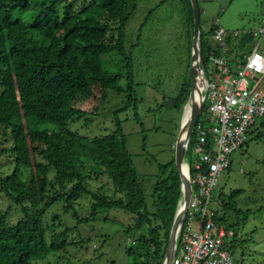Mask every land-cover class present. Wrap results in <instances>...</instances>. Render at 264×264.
Listing matches in <instances>:
<instances>
[{
  "label": "trees",
  "instance_id": "obj_1",
  "mask_svg": "<svg viewBox=\"0 0 264 264\" xmlns=\"http://www.w3.org/2000/svg\"><path fill=\"white\" fill-rule=\"evenodd\" d=\"M185 1L191 5L187 16L192 31L187 36L192 47L193 7L190 0ZM75 2L0 0V136H5L6 143L12 142L0 152L11 153L8 156L15 163L10 173H0V192L22 211L21 218L10 223V213L0 209V264H32L66 249L71 244L67 238L71 227L56 231L55 223L44 225V216L59 199L66 201L67 208L73 206L89 191L90 181L102 176L111 180L114 193L92 192V217L100 208L120 207L134 218L125 233H137V250L127 249L135 255L131 264H164L183 199L175 157L159 166L151 209L120 121L113 132L94 138L68 127L86 115L76 102L92 96L94 88L100 87L103 97L109 88L121 90L117 84L121 75L107 70L102 56L112 52L127 55L124 30L131 16L129 8L132 4L134 10L136 1L86 0L78 8ZM216 29L214 26L207 32L201 28L200 32L206 73L210 55L222 54L210 39ZM241 57L234 53L230 61L243 63ZM127 67L131 69L127 79L132 88L133 65L127 62ZM189 87L190 83L184 85L175 99L174 105L182 113L189 101ZM206 108L205 103L203 111ZM48 122L58 128L40 127ZM196 140L194 129L186 155L192 153ZM190 161L193 172V158ZM241 192L235 190L231 196ZM223 208L230 207L223 203ZM216 219L235 230L237 222L227 223L225 212L217 211ZM50 228L53 231L48 234Z\"/></svg>",
  "mask_w": 264,
  "mask_h": 264
},
{
  "label": "rangeland",
  "instance_id": "obj_2",
  "mask_svg": "<svg viewBox=\"0 0 264 264\" xmlns=\"http://www.w3.org/2000/svg\"><path fill=\"white\" fill-rule=\"evenodd\" d=\"M74 1L75 8H78L86 0ZM135 1L134 10L132 4L129 8L131 16L124 30L126 54L130 57L126 60L127 55L115 52L102 56L104 67L121 75L117 83L121 90L109 88L103 97L101 88H94L92 96L76 102V106L87 111L86 115L68 127L94 138L113 132L120 121L127 150L132 155L147 205L152 209L154 185L160 176L159 166L175 157V144L183 131L185 114L174 103L181 88L189 83L191 86L192 47L187 36L192 31L187 16L191 5L185 0ZM198 4L204 31L209 32L216 25L228 31L224 37L225 47L214 36L210 39L229 59L234 53L239 57L242 55L243 60L247 59L257 44L264 54V36H254V32L264 27V0H198ZM15 16L19 17L20 13L15 12ZM236 31L238 36L233 35ZM127 62L133 65L132 88H129L127 79L131 70ZM211 69L209 60V77ZM214 77L217 79L216 74ZM40 127L57 129L58 125L48 122ZM257 133L260 135L256 136ZM3 137L0 136V141H4L0 143V150L12 144L11 141L6 143ZM10 154L0 152L1 174H8L15 167L12 157L8 156ZM192 158L194 161L193 152H188L186 162H191ZM24 172L29 174V171ZM53 174L51 172L50 177ZM88 189L69 208L64 199L48 208L44 225L55 223L56 231L71 227L67 235L71 244L32 264L133 262L135 255L128 253L127 249L137 250L134 243L137 233L127 235L125 230L134 223V218L120 207L100 208L92 217V192L113 195V183L107 176H102L91 180ZM235 190L242 192L232 197ZM223 203L230 208L224 209ZM211 208L216 213L225 212L227 223L237 222L234 225L236 237L230 245L235 264H264V117L258 119L249 141L231 155L230 167L221 172L212 194ZM0 209L10 213V223H16L22 216L21 207L1 192ZM52 231L50 228L48 234Z\"/></svg>",
  "mask_w": 264,
  "mask_h": 264
},
{
  "label": "built area",
  "instance_id": "obj_3",
  "mask_svg": "<svg viewBox=\"0 0 264 264\" xmlns=\"http://www.w3.org/2000/svg\"><path fill=\"white\" fill-rule=\"evenodd\" d=\"M227 34L218 25L214 37L225 47ZM258 34L264 36V27L254 32V36ZM233 35L238 36V32ZM210 62L211 78L205 69L202 86L207 108L195 126L193 172L187 163L192 193L177 233L180 249L173 264H234L230 245L236 232L216 219L217 213L211 208L212 194L221 172L230 167L231 155L246 144L258 119L264 117V54L259 51V44L243 63H233L225 52L211 54Z\"/></svg>",
  "mask_w": 264,
  "mask_h": 264
},
{
  "label": "water",
  "instance_id": "obj_4",
  "mask_svg": "<svg viewBox=\"0 0 264 264\" xmlns=\"http://www.w3.org/2000/svg\"><path fill=\"white\" fill-rule=\"evenodd\" d=\"M190 1L192 3L193 15H194L193 39H192V49H191V55H192L191 86H190L189 101L184 108V114L186 112L187 107L190 106L191 115L189 121L187 122L186 127L184 121L182 122L181 128L184 131V136L181 137L180 134L175 144V165L177 167L182 182L183 199L176 213L175 220L171 229L166 255L164 259V264H173L174 258L177 253V233L181 225L184 223L185 217L187 215L191 193H192V184L188 178L186 152L189 146L192 133L194 132L197 120L203 108L202 86L204 84L206 75L204 72L205 71L204 58L200 47V32H201L200 7L198 4V0H190ZM199 81L201 83V86H199L198 84ZM197 93L200 98L199 101H197Z\"/></svg>",
  "mask_w": 264,
  "mask_h": 264
},
{
  "label": "bare ground",
  "instance_id": "obj_5",
  "mask_svg": "<svg viewBox=\"0 0 264 264\" xmlns=\"http://www.w3.org/2000/svg\"><path fill=\"white\" fill-rule=\"evenodd\" d=\"M199 86H201V83H200V81H199ZM200 100V98H199V95H198V93H197V101H199ZM190 115H191V107L190 106H188L187 107V109H186V112H185V115H184V124H185V127L187 126V122L189 121V119H190ZM184 136V131L181 133V137H183Z\"/></svg>",
  "mask_w": 264,
  "mask_h": 264
},
{
  "label": "crops",
  "instance_id": "obj_6",
  "mask_svg": "<svg viewBox=\"0 0 264 264\" xmlns=\"http://www.w3.org/2000/svg\"><path fill=\"white\" fill-rule=\"evenodd\" d=\"M230 57H232V56H230ZM232 58H233V57H232ZM248 141H249V140H248ZM248 141H247V142H248ZM247 142H246V143H247ZM214 190H215V189H214ZM213 192H214V191H213ZM179 249H180V248H179V246H178V248H177L178 252H179Z\"/></svg>",
  "mask_w": 264,
  "mask_h": 264
},
{
  "label": "clouds",
  "instance_id": "obj_7",
  "mask_svg": "<svg viewBox=\"0 0 264 264\" xmlns=\"http://www.w3.org/2000/svg\"><path fill=\"white\" fill-rule=\"evenodd\" d=\"M216 27H217V25H216ZM214 44V43H213ZM228 57V56H227ZM230 60V59H229ZM205 64V63H204ZM205 72V71H204ZM203 105H204V103H203ZM202 110H203V108H202ZM200 117V116H199ZM198 121V120H197ZM187 163V162H186Z\"/></svg>",
  "mask_w": 264,
  "mask_h": 264
}]
</instances>
